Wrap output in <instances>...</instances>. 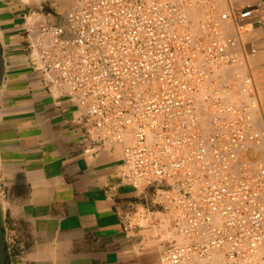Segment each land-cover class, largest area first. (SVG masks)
Returning <instances> with one entry per match:
<instances>
[{"label":"built area","instance_id":"1","mask_svg":"<svg viewBox=\"0 0 264 264\" xmlns=\"http://www.w3.org/2000/svg\"><path fill=\"white\" fill-rule=\"evenodd\" d=\"M20 1L28 60L75 110L86 151L120 145L122 179L146 194L125 228L152 229L162 264H264V163L246 159L263 136L264 75L245 39L264 11L74 0L51 23L31 14L56 0Z\"/></svg>","mask_w":264,"mask_h":264},{"label":"crops","instance_id":"2","mask_svg":"<svg viewBox=\"0 0 264 264\" xmlns=\"http://www.w3.org/2000/svg\"><path fill=\"white\" fill-rule=\"evenodd\" d=\"M6 5L19 23L16 3ZM228 5L264 11V0ZM245 39L256 47L253 71L264 75V23ZM19 55L0 93V199L16 264H162L151 229L125 228L146 194L122 179V147L86 151L75 110L57 104Z\"/></svg>","mask_w":264,"mask_h":264},{"label":"water","instance_id":"3","mask_svg":"<svg viewBox=\"0 0 264 264\" xmlns=\"http://www.w3.org/2000/svg\"><path fill=\"white\" fill-rule=\"evenodd\" d=\"M12 1L17 5V12H20V14L28 12L29 6L25 2L20 0ZM20 4L22 9L19 7ZM39 10L41 11L42 9ZM19 23L22 25L21 28L17 27ZM19 23L13 20L11 10L6 5V0H0V93L5 85L7 75L18 67L17 54H20V59L28 64L29 67L40 72L43 80L42 72L28 60L24 35L27 27L25 16L20 17ZM43 84L45 90L52 95L47 89L44 80ZM14 258L6 229L5 212L0 199V264H16Z\"/></svg>","mask_w":264,"mask_h":264},{"label":"rangeland","instance_id":"4","mask_svg":"<svg viewBox=\"0 0 264 264\" xmlns=\"http://www.w3.org/2000/svg\"><path fill=\"white\" fill-rule=\"evenodd\" d=\"M74 5V0H56L52 3V5L50 6H46L44 9L40 10H36L35 13L31 14L33 17V21L35 19H43V20H48V18H51V20L49 22L51 23H57V22H62L63 21V17L65 15V13ZM20 9H22V5H19ZM33 10L34 7H33ZM199 10L196 9L195 7H191L189 9V16L191 17L192 20H195L200 14H199ZM17 14H20V12H17ZM22 16H29L30 13H22ZM60 20V21H59ZM255 73V75L260 79V75L257 74L256 70L253 71ZM262 95H263V109H261V115L262 113H264V89H262ZM262 120L264 122V116L262 115ZM259 130L263 133L262 139L260 140V142L258 144L253 145V147L250 148V150L247 152V156L246 159L250 160V161H255V160H259L262 161V157H264L262 154L260 155L261 151H264V124L260 125ZM261 144V145H260ZM256 146V148H255ZM257 147L259 148V150L257 149ZM262 148V149H261ZM261 149V151H260ZM255 154H253V153ZM257 153V154H256ZM263 153V152H261ZM260 158V159H259ZM264 163V161H262ZM148 229V228H147ZM150 229V228H149ZM152 231V229H151Z\"/></svg>","mask_w":264,"mask_h":264},{"label":"bare ground","instance_id":"5","mask_svg":"<svg viewBox=\"0 0 264 264\" xmlns=\"http://www.w3.org/2000/svg\"><path fill=\"white\" fill-rule=\"evenodd\" d=\"M261 109H263L262 107H261ZM261 109L259 110V115H260V117H262V115L264 116V113H262V115H261ZM261 145V144H260ZM255 148H256V146H255ZM257 149L259 150V148L257 147ZM262 149V148H261ZM261 149H260V151H261ZM250 150V149H249ZM248 150V151H249ZM252 150H254V147H253V149ZM247 151V152H248ZM255 151V150H254ZM247 152H246V154H247ZM256 152V151H255ZM261 152H263V153H261ZM260 152V155L262 154L263 156H264V151H261ZM253 153V152H252ZM253 154H255V153H253ZM257 154V153H256ZM260 159V158H259ZM262 161H264V157H262V159H261ZM259 161V160H258Z\"/></svg>","mask_w":264,"mask_h":264},{"label":"flooded vegetation","instance_id":"6","mask_svg":"<svg viewBox=\"0 0 264 264\" xmlns=\"http://www.w3.org/2000/svg\"><path fill=\"white\" fill-rule=\"evenodd\" d=\"M11 249H12V253H13L14 257H15V255L17 254V252H16V250L14 249V247H13V248L11 247Z\"/></svg>","mask_w":264,"mask_h":264}]
</instances>
